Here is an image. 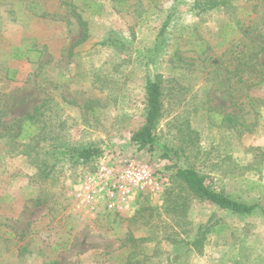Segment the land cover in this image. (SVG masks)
Here are the masks:
<instances>
[{"label":"rangeland","instance_id":"obj_1","mask_svg":"<svg viewBox=\"0 0 264 264\" xmlns=\"http://www.w3.org/2000/svg\"><path fill=\"white\" fill-rule=\"evenodd\" d=\"M121 1H0V110L8 113L2 121L7 129L0 127V264H118L129 235L149 237L146 252L154 264H264V80L246 95L254 100L252 114L240 85L228 89L225 71L234 70L236 60L229 58L247 45L258 51L264 72V0H231L229 9L201 13L193 0ZM66 2L86 23V40L77 45L81 27ZM92 3L101 6L98 16L91 15ZM43 12L47 18L39 17ZM225 25L235 42L220 36ZM242 33L255 42L238 43ZM107 41L112 45H99ZM16 48L31 50L29 57L12 58ZM148 67L161 76L164 92L159 144L179 149L189 127L195 145L178 151L205 185L259 207L236 216L184 201L175 183L174 194L185 202V220L173 230L184 241L177 246L162 240L154 223L132 222L135 211L117 217L97 199L87 202L82 187L100 164L148 161L168 182L143 203L175 225L162 198L175 180L173 164L160 159L158 147L137 151L130 143L144 124ZM28 114H34L26 123L35 122L34 139L17 142L8 127L24 124ZM244 114L249 132L223 119ZM89 146L101 149L99 157L82 164L68 155ZM215 222L224 224L222 235L208 236L201 254L190 252L198 229Z\"/></svg>","mask_w":264,"mask_h":264},{"label":"trees","instance_id":"obj_2","mask_svg":"<svg viewBox=\"0 0 264 264\" xmlns=\"http://www.w3.org/2000/svg\"><path fill=\"white\" fill-rule=\"evenodd\" d=\"M0 1L4 2L6 0ZM250 1L254 0H248V2ZM115 3L121 5L122 1L115 0ZM192 4L193 9H195L198 13L217 8L229 9L232 7L231 0H193ZM65 5L70 8V13L77 19L78 25L81 27V36L80 39L75 43V45L80 44L85 41L87 37L86 23L83 21L80 14L75 12V6L67 2ZM252 7L253 9H255L257 7V3H254ZM90 8L92 9V16H98L101 13V6L99 4L92 3L90 5ZM47 16L48 14L43 12L39 17L47 18ZM238 23L239 22H236V24ZM228 27V25L220 27V36L224 41H229V43L235 42L236 35L233 34V31ZM165 29L166 25L162 27L160 35H158L160 37H158V45H161L163 43V41L161 40V35ZM231 35H233L232 39H230ZM247 36L248 34L242 33L241 39L238 40V43H241L242 39L247 41L249 45L255 42L254 39ZM99 45L110 46L112 44L110 41H107L102 42ZM260 50H263V48H260ZM30 51L31 50L28 49L24 53L23 50L16 48L12 50V58L19 60L27 58L30 55ZM257 57L258 51H255L254 49H252V47L243 45L239 51H236L235 59L229 58V61L236 60L233 71L225 69L228 77V89L230 91L233 90L232 87L235 84H239L240 88L242 89L240 91L245 92V97L248 98L246 96L247 93L257 87L264 80V72L261 71L257 65L259 62ZM148 70L150 72V75L145 82L144 88V124L139 130L135 131L132 134L130 143L137 149V151H141L143 149H146L147 147L150 149L158 147L162 152L160 159L166 160L173 164L175 168V182L173 181L171 186L164 190V192L162 193V198L164 201L163 203L165 207V214L169 216L170 222L173 221L175 225L170 224L168 221V223H166L164 220H161L160 214L157 213L156 209L148 204H144L143 202L148 201V198L137 201L135 214L132 217L131 221H141V223H143L145 226L154 223L156 230H158L159 228L162 230V240L164 237V240L168 241L174 246L182 245L184 241L178 238V234L173 232L174 229H181L182 221L185 220V202H181L180 197L177 194H174L177 184L180 188V192L185 197L183 198L184 201H187V199H189L192 201H197L198 203L208 204L220 211H227L236 216H249L254 211L259 210L258 205H247L238 201H234L229 197L223 195L222 193L210 190L205 185L203 176L191 165H188L186 163L185 158L180 155L178 150L185 151L189 147H193L195 145L191 137H195L197 134L189 127H186L185 129L184 134L186 135L183 138L184 140L182 141V146L179 149L173 151L167 144H159L158 139L156 138V131L160 120L163 119L165 114L163 103L164 92L161 76L154 73L151 67H148ZM236 76L238 78V81L236 83H231V80L235 79ZM253 101V99H249L247 107H249L248 112L252 110V114H255V112H253ZM34 114L26 115V117H24V121L26 122L24 124H22L21 120H19L18 122L12 124V126L8 127V130H11L12 132L10 136L13 137L15 141L23 143L25 141L31 142L34 139L35 131L33 130V128H35V122L29 125L26 124L27 122L32 121ZM245 114L247 115L248 113ZM245 114L242 117H239L238 115H225L223 119L229 125V127L231 126L238 131L240 129L241 133H243L244 131L249 132L251 131L250 127H252V125L247 123L248 119L243 118L246 116ZM7 115L8 113L5 110H0V127H3L4 129H7V126H5L2 121L5 117H7ZM1 133L6 134L7 130L6 132ZM70 154L71 156L69 157L74 159V161L84 164L99 157V155L101 154V149L97 148L96 146L77 148L74 150L69 149L68 155ZM224 227V224L215 222L210 223L207 227L199 228L196 234V238H194V240L190 244L189 251H195L197 252V254H201L202 242L205 241L208 236L220 237L225 230ZM148 242H151L149 237L135 238L129 235L127 241L125 242V245L123 246L124 254L122 257L118 258L117 263L154 264L152 262V258L154 255L149 256L146 252L147 247L145 246V244ZM172 256L173 260L180 259L178 255L174 254Z\"/></svg>","mask_w":264,"mask_h":264},{"label":"built area","instance_id":"obj_3","mask_svg":"<svg viewBox=\"0 0 264 264\" xmlns=\"http://www.w3.org/2000/svg\"><path fill=\"white\" fill-rule=\"evenodd\" d=\"M157 171L148 161L137 158L125 160L115 168L100 164L82 187L87 202L97 199L109 215L125 216L135 211L137 201L156 197L163 191L168 181ZM95 180L99 182L98 187L92 183Z\"/></svg>","mask_w":264,"mask_h":264}]
</instances>
